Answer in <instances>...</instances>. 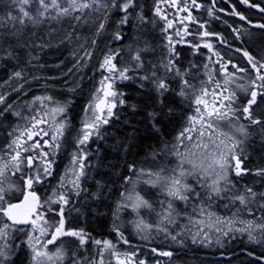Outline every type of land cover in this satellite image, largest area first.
<instances>
[{"label":"snow or ice","instance_id":"1","mask_svg":"<svg viewBox=\"0 0 264 264\" xmlns=\"http://www.w3.org/2000/svg\"><path fill=\"white\" fill-rule=\"evenodd\" d=\"M217 6L0 0V264H178L173 245L236 234L264 248V20L232 4L247 27L229 42ZM54 46L73 61L64 98L33 73Z\"/></svg>","mask_w":264,"mask_h":264},{"label":"trees","instance_id":"2","mask_svg":"<svg viewBox=\"0 0 264 264\" xmlns=\"http://www.w3.org/2000/svg\"><path fill=\"white\" fill-rule=\"evenodd\" d=\"M204 1V0H203ZM229 1V0H227ZM233 1V0H232ZM204 16L203 12L198 13ZM215 21H212L211 31L215 29ZM214 28V29H213ZM70 48H57L53 47L51 51L46 50L41 60V63L47 65V67L43 70H33V73L36 74L38 71H42L44 75L47 76H56L58 79L54 82L57 85V89H53V94L57 95L61 98H64L67 95L66 88H62V80L70 79V77L65 76L60 78V72L67 71V67H70L73 63L72 58L68 55ZM64 61L65 67L63 69L55 67L59 61ZM11 67V65H8ZM90 69L88 73L90 74ZM7 73V68L4 67L2 63H0V78H4ZM87 79V76H85ZM49 84L53 83V81H48ZM29 88L32 89V95H36L40 92H43V87L39 86V82L37 84H30ZM79 94H76L78 96ZM76 96L73 97L74 101L76 100ZM30 98V97H29ZM15 99V97H13ZM79 103L82 101H78L76 105V109L79 108ZM74 109V111L76 110ZM102 226L106 229L107 222H101ZM131 231V230H130ZM133 243H140L139 238H134ZM245 247L248 248V251L251 252L253 250V246L248 244L247 238L243 235L236 234L232 240H229L224 248H220L219 245H204L202 243H192L191 240H188L186 246L182 247L179 245H173V251L176 253L172 258L174 262H178V264H237V261H243L244 264H249L250 261H255L256 264H264V262L259 261V256L264 254V248L260 246H255V256H249L244 251ZM221 252H224V255H220ZM231 252L233 255H228Z\"/></svg>","mask_w":264,"mask_h":264},{"label":"flooded vegetation","instance_id":"3","mask_svg":"<svg viewBox=\"0 0 264 264\" xmlns=\"http://www.w3.org/2000/svg\"><path fill=\"white\" fill-rule=\"evenodd\" d=\"M204 3H209L210 0H204ZM254 2H259V0H254ZM232 4H236L237 8L244 12L249 18L252 19H260L264 20V13H261L260 10L258 9H251L247 5H243L242 3L239 2V0H233L232 3H229L227 0H218V6H217V17L219 19L214 20L216 25L214 31L222 32L224 36L231 42L233 38V34L231 32L232 27H240L241 25H244L247 27V21L242 20L240 17H236L231 9H232ZM223 7L225 9L224 12H220L219 8ZM206 12V11H205ZM204 13V17L207 18L206 14ZM199 13V12H198ZM225 21L227 23H225ZM212 28V26H211ZM255 29V26H253ZM236 46H243L241 45L240 41H236ZM225 49L228 47V45L223 46ZM233 53L230 52L229 55H232ZM237 55V62L241 64V66H246L245 65V58L242 57V54H236ZM231 70V69H230ZM66 161H61L59 164V168H63V164Z\"/></svg>","mask_w":264,"mask_h":264},{"label":"rangeland","instance_id":"4","mask_svg":"<svg viewBox=\"0 0 264 264\" xmlns=\"http://www.w3.org/2000/svg\"><path fill=\"white\" fill-rule=\"evenodd\" d=\"M200 13V12H199ZM205 14H206V12H205Z\"/></svg>","mask_w":264,"mask_h":264}]
</instances>
